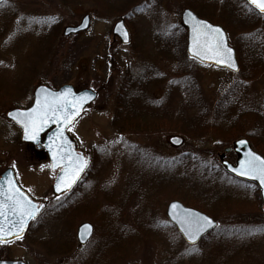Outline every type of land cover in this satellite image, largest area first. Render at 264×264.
Instances as JSON below:
<instances>
[{"label":"rangeland","instance_id":"1","mask_svg":"<svg viewBox=\"0 0 264 264\" xmlns=\"http://www.w3.org/2000/svg\"><path fill=\"white\" fill-rule=\"evenodd\" d=\"M115 1L119 4L123 0ZM16 3L15 9L22 11L23 16L10 23L11 43L5 46L0 39V173L12 168L17 182L33 200L38 203L50 200L57 171L50 168L41 147L21 140L20 128L5 115L10 108L28 107L34 88L40 84L58 87L68 83L76 89L91 88L97 97L67 129L78 151L85 156L93 154L84 177L67 199L69 208L60 211L59 206L53 210L52 205L62 203L60 200L47 203L31 224L27 237L0 244V258L20 259L27 264H94L98 252L102 262L120 248L119 255L123 258L114 264H166L167 260L171 264H264V215L257 208L252 190L219 169L217 154L224 148L219 140L210 135L188 139L174 132L119 134L111 125L115 95L124 71L138 70L141 63L136 53L155 46V32L163 33L174 23H180L186 3L203 17L206 8H213L211 0H138L135 15L125 19L131 35L128 45H122L112 34L113 24L120 16L106 14L92 0H76L69 6L61 0ZM86 14L90 17L86 30L63 34L65 26L78 24ZM159 66L163 73H168V78L171 64L161 62ZM196 71L202 92L211 105L236 79L234 73L205 63L197 62ZM255 80L256 93L264 95L262 75L258 74ZM157 94L162 95L163 90L158 89ZM172 136L181 137L183 143L171 144ZM189 160L211 174H218L202 172L197 178L203 193L206 191L216 207L224 209L219 212L233 214L224 216L217 228L195 245L185 243L167 223L165 215L170 200L193 203L188 199L193 192L176 184L178 176H172L170 168L178 166L179 172H184ZM184 162L187 163L181 165ZM140 180L150 183L148 195L156 200L153 206L152 202L145 206L148 196L132 187ZM129 189L133 191L131 196ZM144 190L142 185L140 191ZM96 207L109 208L123 228L128 224L137 234L138 230H144L143 237L126 240L118 226L112 224L107 228L99 224L96 240L82 247L75 239L71 241L80 222H91L86 217L97 219ZM56 210L60 211L58 215L53 214ZM73 213L77 219L70 226ZM103 230L106 235L101 234Z\"/></svg>","mask_w":264,"mask_h":264},{"label":"trees","instance_id":"2","mask_svg":"<svg viewBox=\"0 0 264 264\" xmlns=\"http://www.w3.org/2000/svg\"><path fill=\"white\" fill-rule=\"evenodd\" d=\"M18 1L5 0L0 4V39L5 46H9L12 40L11 32L8 35L11 21L15 18L18 21L23 16L22 11H17L14 7ZM75 1L61 0L62 4L67 6ZM92 2L106 14L122 16L126 19L129 15V18L135 15L138 0H123L119 4L115 0H92ZM211 4L213 8H206L203 17L223 26L229 41L235 47L240 67L238 74H235V81L216 103L211 105L201 89L199 74L196 71L197 62L186 54V30L181 23H174L167 31L154 33V47L139 49L140 51L136 53L141 61V66L139 64L136 68L138 70L126 69L115 95L111 125L119 134L174 132L188 139H203L210 135L219 140L221 146L245 135L254 149L264 156V95L257 94L253 86L258 74L264 79V14L251 8L245 0H211ZM185 6L193 8L187 3ZM4 45L2 48L5 47ZM161 62L171 64L168 78L166 77L168 73L160 70ZM158 89L163 90L160 97H157ZM149 98L151 103L146 102ZM185 163L187 162L181 165ZM170 166L172 176H178L175 179L176 184L183 190L193 192L188 198L193 201V206L206 209L203 201L207 199L210 204V208L206 209L208 214L214 215L215 211L224 210L221 206L216 207L215 202L205 194L206 191L203 193V186L197 175L207 170L201 168L196 161L189 160L184 166V172H179L178 166ZM218 167L221 170L219 165ZM208 173L215 174H211L209 170ZM174 177H172L173 181ZM156 181H159V178H156ZM148 184L150 185L149 182L140 180L137 186L132 185V187H136L135 191L150 197L148 193L150 194L151 189ZM244 184L245 188L252 190L259 210L260 199L257 188L251 183L244 182ZM142 185L146 188L145 192L140 191ZM131 195L133 191L129 192V196ZM62 203H57L55 207L61 206L60 211L69 208L67 202ZM97 210L95 214L97 219L88 218L94 222L97 233H99V224L107 228L114 224L121 229L120 235L126 240L143 237L144 230H138V235L128 224L124 228L121 227L119 225L121 221L114 218L115 214H112L109 208ZM149 217L151 219L152 215ZM130 231L134 233L133 236ZM156 232L159 230H155ZM101 234L106 235L107 231L103 230ZM119 251L120 248L102 262L99 260L98 252L94 264L116 263L123 258L119 255ZM107 252L110 254V251ZM165 263L171 264L172 261L167 260Z\"/></svg>","mask_w":264,"mask_h":264},{"label":"water","instance_id":"3","mask_svg":"<svg viewBox=\"0 0 264 264\" xmlns=\"http://www.w3.org/2000/svg\"><path fill=\"white\" fill-rule=\"evenodd\" d=\"M1 1L2 0H0V2ZM246 1L258 12L264 13L261 12L258 8H256V6L253 5L250 0ZM181 20L184 26L187 27L186 51L190 56L201 62L224 67L232 72H237L239 70L235 50L228 44L226 32L220 25L211 23L206 19L199 18L189 8H185L182 11ZM89 21L90 19L88 15L83 16L78 25L65 27L63 32L64 35H69L70 33H77L85 30L89 25ZM197 22H204L206 25L211 27H205L203 26V24L197 26ZM216 28L222 30V44L220 43V36L214 31V29ZM112 31L115 35L120 38L122 43L126 44L129 42L130 35L123 18L115 22ZM124 33H127V39H125ZM218 45L219 47H217ZM228 49H230L231 51H227ZM197 53H199V55H197ZM228 63H234L235 68L228 66ZM67 89H70V92H66ZM61 93H65L66 96L65 100L60 101V103H63L65 107L60 108L56 115L63 117L65 112L71 113L73 111H75L77 114L75 116H72L69 122L65 124L62 118L58 121L57 119L53 118L52 113L49 112L48 118H45L42 125L39 123V121H37V127L39 130L35 134L36 138L26 139L25 128L23 123H21L20 121L26 120L27 118L24 115L16 117V114L27 113L31 109L36 108L37 99L40 100L41 106H44L46 102L48 104H54L57 102L56 98ZM89 96L91 97V99L87 98ZM95 97L96 92H94L93 90L85 88L76 91L74 87L70 84H64L57 89H52L45 85H38L34 90L33 101L29 107L12 108L6 113L7 118L14 121L21 128L23 141L31 142L32 144H38L40 141H42L44 148L47 151L48 159L50 161L52 169H57L58 167H61V170L57 174L52 186L54 194H60L61 192L66 190L64 189L63 185H61L60 191H57L56 189L57 179L60 176L64 175L65 169L71 171L78 165L83 164L85 161L84 156L81 153L76 152L74 143L71 138L67 135L66 129L81 114L83 109L95 99ZM9 113H13V115L10 116ZM28 135H32L31 129L29 130ZM170 141L175 145L181 143V139L178 137H171ZM240 141H245V143L241 144ZM231 149L237 155L235 163H231L230 161L224 160L225 154L222 153L220 157L221 165L231 175L256 184L259 189L261 209L264 211V185L261 184V181L258 178H253L249 175H240L239 171H237L240 169L242 161L249 160V153H254L256 156L260 157L261 160H264V158L252 149L250 143L245 138L236 139L233 142L232 147L226 148L225 151L228 152ZM257 163H259V161H257ZM53 165H55V167H53ZM85 167L86 164H84L83 170L79 172V175L76 178L75 182L72 183L71 188L81 177ZM12 189H16L17 191L13 192ZM17 198L21 200L31 201L33 204L37 205L36 202L32 201L29 198L28 194L19 187L15 180L13 171L11 169H6L0 177V211L3 212V216H0V227H3L5 233L11 232L12 234L5 235L4 242H10L15 239L21 238L25 234L28 224L31 221V219L27 220V224L24 228L23 233L20 237H18L16 233L18 232L20 225V212L14 206V200ZM41 208L42 207H40L39 212L41 211ZM39 212L36 213V216ZM166 215L168 219L176 226L183 239L189 244L197 243L199 239L206 233H208L210 230H212L216 224L209 215H206L193 208L186 207L180 201L177 200H172L167 204ZM205 217L210 219L211 225L206 226L205 230L199 233L195 241H190L187 235L185 234L186 225L184 222L186 220H199L203 222V218ZM85 226H90V228H86ZM92 233L93 225L89 222H83L77 228V240L79 241V243L84 244L89 240ZM0 264L26 263L22 260L0 259Z\"/></svg>","mask_w":264,"mask_h":264},{"label":"snow or ice","instance_id":"4","mask_svg":"<svg viewBox=\"0 0 264 264\" xmlns=\"http://www.w3.org/2000/svg\"><path fill=\"white\" fill-rule=\"evenodd\" d=\"M250 2L256 6L261 12H264V0H250ZM203 24L205 27H211L206 25L204 22H197V26H200ZM214 31L220 36V43H223L222 39V30L219 28L214 29ZM125 39H127V33H124ZM219 47V45L217 46ZM227 51H231L228 49ZM199 55V53H197ZM228 66L235 68L234 63H228ZM66 92H70V89H67ZM88 99H91V97H87ZM66 99L65 93L59 94V96L56 98L57 102L54 104H48L45 103L44 106H41V102L39 99H37V107L31 109L27 113H17L16 117L20 115H24L27 119L21 120L20 122L23 123L25 128V138L26 139H35L36 132L39 130L37 127V121L42 125L45 118H48L49 112L52 113V117L57 119L58 121L62 118L64 123L67 124L72 116H75L77 113L75 111L68 113L65 112L63 117H60L56 115V113L60 110V108L65 107L63 103H60V101H63ZM75 107V106H74ZM9 115H13V113H9ZM14 117V118H16ZM31 129L32 135L29 136V130ZM241 144H244L245 141H240ZM249 160L242 161L241 167L239 170L240 175H249L253 178H258L261 181V184L264 185V160H261L260 157L256 156L254 153H249ZM259 161V163H257ZM84 164H86V161H84L83 164L78 165L76 168L69 171L68 169H65L64 175L60 176L57 179L56 183V189L57 191L61 190V185L64 186V189H70L72 183L75 182L76 178L79 175V172L83 170ZM55 167V165H53ZM13 192L17 191L16 189H12ZM14 206L19 210L20 212V225L19 230L16 233L18 237L21 236V234L24 231V228L27 224L28 219H35L36 213L39 212L40 207L33 204L31 201L28 200H21V199H15L14 200ZM175 207V205H174ZM0 216H3V212L0 211ZM185 234L187 235L188 239L190 241H195L199 233L203 232L205 230L206 226L211 225V221L209 218L205 217L203 218V222L199 220H186L185 222ZM86 228H90V226H85ZM0 242H4V236L5 235H11V232L5 233L3 227H0ZM251 234V233H249ZM192 251H196V249H192Z\"/></svg>","mask_w":264,"mask_h":264},{"label":"bare ground","instance_id":"5","mask_svg":"<svg viewBox=\"0 0 264 264\" xmlns=\"http://www.w3.org/2000/svg\"><path fill=\"white\" fill-rule=\"evenodd\" d=\"M187 4H189V3H187ZM190 5V4H189ZM215 23V22H214ZM218 24V23H217ZM220 25V24H219ZM221 26V25H220ZM221 27H223V26H221ZM235 48V47H234ZM236 51V50H235ZM157 97H160L158 94H157ZM156 97V98H157ZM146 102H149V103H151V99L149 98ZM240 137H242V138H245V139H247V140H249L245 135H243V136H240ZM236 139H238V137L237 138H234L233 140H231L230 141V143H232L233 144V142L236 140ZM257 140H260V139H257ZM207 199H205L204 201H203V205L205 206V208L208 210L209 208H210V204L206 201ZM150 202H152L151 203V206H153L154 205V202H156V200H154L153 198L151 199L150 197H148V199H147V201L145 202V206H147L148 205V203H150ZM183 205H185V203H182ZM144 206V208H146ZM150 206V207H151ZM186 207H190V208H193V209H195V210H198V211H200V212H202V213H204V214H206V215H208V212L206 211V209H201V208H198V207H195V206H193L192 204H186L185 205ZM230 209H226V212L227 211H229ZM139 212L140 211H142V210H138ZM246 211H248V212H250V210H246ZM231 215H233V214H221L220 212H219V210L218 211H215L214 212V215H210V217L212 218V220L216 223L215 224V226L213 227V229H216L217 228V226H218V224H219V222L220 221H222V219L224 218V216H231ZM167 223L168 222H170V220L167 218Z\"/></svg>","mask_w":264,"mask_h":264},{"label":"flooded vegetation","instance_id":"6","mask_svg":"<svg viewBox=\"0 0 264 264\" xmlns=\"http://www.w3.org/2000/svg\"><path fill=\"white\" fill-rule=\"evenodd\" d=\"M125 71H124V74H125ZM124 74H123V77H124ZM123 77H122V79H123ZM220 154H218V155L220 156ZM89 158H90V162H91L92 159H91V156L90 155H89ZM224 158H226V159H228L230 161H234L236 159V154H234L233 152L230 151L229 153H226L225 154Z\"/></svg>","mask_w":264,"mask_h":264}]
</instances>
